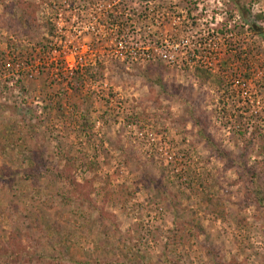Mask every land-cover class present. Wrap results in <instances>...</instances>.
I'll return each instance as SVG.
<instances>
[{
	"label": "rangeland",
	"instance_id": "1",
	"mask_svg": "<svg viewBox=\"0 0 264 264\" xmlns=\"http://www.w3.org/2000/svg\"><path fill=\"white\" fill-rule=\"evenodd\" d=\"M254 20L264 0H0V264H264Z\"/></svg>",
	"mask_w": 264,
	"mask_h": 264
},
{
	"label": "trees",
	"instance_id": "2",
	"mask_svg": "<svg viewBox=\"0 0 264 264\" xmlns=\"http://www.w3.org/2000/svg\"><path fill=\"white\" fill-rule=\"evenodd\" d=\"M25 10H26V9H25ZM25 10L22 9V10H21V14H20V16L18 17L19 20H20L19 23H20L21 25H24L25 23H29V22H30V20L28 19V18H29L28 13L25 12ZM260 18H261V15H256L254 19L259 20ZM249 27H250V30H251V31H256V34L260 35L261 38H262V40H263V42H264V32L262 31L261 27H260L258 24H256V21H255V20L251 22V25H250ZM43 174H44V175H47V172H45V173H43ZM43 174H42V175H43ZM54 175H55V177H57L58 179H61L62 177H64L60 172L55 173ZM250 187H252V186L250 185ZM250 191H251V189H250ZM251 192H252V191H251Z\"/></svg>",
	"mask_w": 264,
	"mask_h": 264
},
{
	"label": "built area",
	"instance_id": "3",
	"mask_svg": "<svg viewBox=\"0 0 264 264\" xmlns=\"http://www.w3.org/2000/svg\"><path fill=\"white\" fill-rule=\"evenodd\" d=\"M75 52H77V51H75ZM120 54L122 55V50L120 51ZM82 59H83V57L81 55L77 54L73 65L67 60L66 57H65V62L64 61L63 62L65 63V66H68L69 69H72V67L74 68L76 65L82 66Z\"/></svg>",
	"mask_w": 264,
	"mask_h": 264
}]
</instances>
